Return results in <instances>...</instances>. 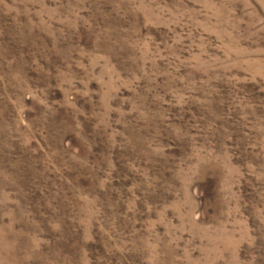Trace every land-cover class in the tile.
Returning a JSON list of instances; mask_svg holds the SVG:
<instances>
[{
	"label": "rangeland",
	"instance_id": "obj_1",
	"mask_svg": "<svg viewBox=\"0 0 264 264\" xmlns=\"http://www.w3.org/2000/svg\"><path fill=\"white\" fill-rule=\"evenodd\" d=\"M0 264H264V0H0Z\"/></svg>",
	"mask_w": 264,
	"mask_h": 264
}]
</instances>
